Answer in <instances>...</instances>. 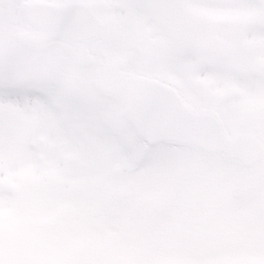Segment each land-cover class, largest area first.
<instances>
[{"label":"snow or ice","instance_id":"snow-or-ice-1","mask_svg":"<svg viewBox=\"0 0 264 264\" xmlns=\"http://www.w3.org/2000/svg\"><path fill=\"white\" fill-rule=\"evenodd\" d=\"M0 264H264V0H0Z\"/></svg>","mask_w":264,"mask_h":264},{"label":"rangeland","instance_id":"rangeland-1","mask_svg":"<svg viewBox=\"0 0 264 264\" xmlns=\"http://www.w3.org/2000/svg\"><path fill=\"white\" fill-rule=\"evenodd\" d=\"M27 214V213H26ZM14 223V226H15V221L13 222Z\"/></svg>","mask_w":264,"mask_h":264}]
</instances>
